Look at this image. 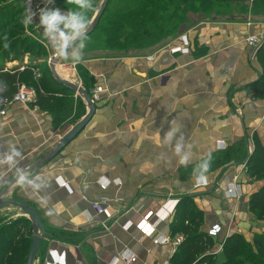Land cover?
Listing matches in <instances>:
<instances>
[{
  "label": "crops",
  "instance_id": "obj_1",
  "mask_svg": "<svg viewBox=\"0 0 264 264\" xmlns=\"http://www.w3.org/2000/svg\"><path fill=\"white\" fill-rule=\"evenodd\" d=\"M262 33L264 17L234 16L193 22L182 33L189 42L187 54L170 53L180 34L153 54L110 53L76 60L90 75L91 92L97 86L106 91L82 132L31 173L37 156L46 154L63 137L61 130L74 124L57 132L35 105L6 108L0 115V192L10 187L7 197L14 195L33 209L45 233L52 229L79 235L74 244L69 241L73 238L58 240L46 233L33 264H109L125 250L134 256L131 264L169 262L170 246L155 245L154 240L170 236L173 213L161 219L151 237L136 225L164 202L191 195L205 215L202 231L218 224L222 232L217 240L223 238L229 215L223 191L232 167L200 176L207 183L201 188H194L198 177L182 179L178 171L216 153L218 141L230 147L264 131V100L249 88L263 72L259 52L264 41L261 47L246 44L248 37ZM82 104L80 119L87 111ZM102 181L109 183L105 189L100 188ZM240 181L246 197L242 175ZM102 200L109 220L92 208ZM22 217L27 216L18 207L0 209L1 225ZM126 223L132 226L123 231Z\"/></svg>",
  "mask_w": 264,
  "mask_h": 264
},
{
  "label": "trees",
  "instance_id": "obj_2",
  "mask_svg": "<svg viewBox=\"0 0 264 264\" xmlns=\"http://www.w3.org/2000/svg\"><path fill=\"white\" fill-rule=\"evenodd\" d=\"M88 2L91 7L78 9L76 0H56L54 9L63 14L79 11L89 26L101 0ZM189 14L194 16V20L188 18ZM248 15L264 17V0H108L94 30L78 45L87 43L86 48L91 56L110 53L153 54L185 32L193 22L228 20L234 16ZM259 53L263 72L249 88L255 97L264 99V51ZM76 71L82 89L87 92L92 88L90 75L80 64L76 65ZM26 73H0V111L16 93L18 85L30 83L31 72ZM42 77L32 105L46 113L54 130L66 123L75 125L84 114L82 102H75L73 92L58 84L50 74ZM253 138L254 151L250 156L246 139L243 138L225 151L213 153L195 165L180 169L179 176L182 179L200 177L231 162L243 160L246 161L247 172H253L255 176L264 174V148L257 135ZM248 204L255 217L264 220V186L250 196ZM203 220V213L192 197L185 196L177 202L169 221V233L171 237L182 236L183 242L170 259L171 264H264V235H253L251 242H248L243 236L232 234L224 241L221 260L201 256L216 242L202 231ZM61 236H67L66 241L73 238L69 240L71 243L79 242V235L71 233H62L60 237L53 238L62 240ZM31 240L32 226L27 218H17L7 225H1L0 264H25Z\"/></svg>",
  "mask_w": 264,
  "mask_h": 264
},
{
  "label": "rangeland",
  "instance_id": "obj_3",
  "mask_svg": "<svg viewBox=\"0 0 264 264\" xmlns=\"http://www.w3.org/2000/svg\"><path fill=\"white\" fill-rule=\"evenodd\" d=\"M55 1L56 0H0V73L18 72V73L27 74L26 72L30 71L31 72L30 83L27 85L26 84L24 85L34 90L40 88V84L43 80L42 76L47 75V74L51 75V69L49 68V63L52 57L64 45H66L71 40H73V34H70L68 36L58 35L54 41L51 34L45 33L44 28L41 26L39 22L40 10L41 9H54ZM99 8H100V5H99ZM29 16H31L30 22L28 19ZM91 22H92V19H91ZM82 44H83L82 48H81V44L77 45V47L72 49V51H70L60 61L59 65L56 67V70L60 72V75L68 78V80H70L75 86H80L81 88L82 86L80 84L79 78L77 76V71H76V65L78 63H76L77 62L76 59H73V53L78 52L79 59H81V57H84V56H91L88 54V51H87L88 49L86 48L87 43H82ZM166 45H168V43ZM72 74H73V77H72ZM92 89L93 87L90 88L86 92L90 97L92 95V92H91ZM74 99H75V102H83L85 104L86 110H87L86 113H87L88 107H87L85 99L76 94H74ZM263 103L264 102H262V104ZM73 114L75 115V109H74ZM262 118H264V116ZM74 126L63 128L61 130V134L64 136ZM56 131L58 132V130ZM254 135L250 137H245V139L247 140L248 146L251 147L252 145L251 148L249 147L247 148L248 156H250L254 151V138H253ZM257 138L259 139L258 141L260 142V145L264 148V131L260 134V137L257 134ZM218 142H221V141H218ZM224 145H225V149L223 150H217V147H216L217 152L225 151L228 148L225 143ZM44 155L45 154H42V156H39V155L37 156L38 157L37 163L43 159ZM243 161L242 162L241 161L231 162L225 165L218 172L220 174L221 173L223 174L225 172L224 170H226L225 167L230 165V167H232L233 169V172L237 173L240 171V167L245 164L246 172L241 173V174L245 182L247 195L239 203H236V205L233 208H231L228 202L225 201L227 203V208L229 212V215H227L226 217L227 220L225 223L227 224L225 228L227 227V225L229 224L231 220H234L233 229L236 232L234 234L243 236L246 241L251 242L253 235H264V220H258L255 217V212L250 211L249 204H248L250 196L264 186V174L255 176L253 172H247L246 161L245 160ZM26 180L27 178L24 179V181ZM239 180H240V177H239ZM240 183L242 182L240 181ZM207 194L210 195V193H207ZM14 197H15L14 195L11 196L12 199H15ZM211 199L209 202H212ZM175 200H179V199L176 198ZM7 207L9 208V206ZM219 210L221 211V213L224 212L222 208L221 209L219 208ZM203 216L205 217L204 213H203ZM47 234H48V237H60V234H62V232L58 230L50 229ZM225 239L226 237L220 243L217 241L214 242V246L210 248L209 250H207L205 253L201 254V256H213L214 258H216V260L218 259L221 260L222 259L221 257L222 248L218 246L222 243L224 244ZM223 244H222V247H223ZM201 256H199V258Z\"/></svg>",
  "mask_w": 264,
  "mask_h": 264
},
{
  "label": "built area",
  "instance_id": "obj_4",
  "mask_svg": "<svg viewBox=\"0 0 264 264\" xmlns=\"http://www.w3.org/2000/svg\"><path fill=\"white\" fill-rule=\"evenodd\" d=\"M264 41V33H262L260 36H251L246 39V44L248 46H257L261 47L262 43ZM175 42L178 44L177 46H174L173 48L170 49L171 54H187L189 51V42L187 40V37L185 34H182L178 36L175 39ZM149 61L153 60V55H149L147 57ZM106 90L101 87L97 86L94 88L92 95H91V101L93 104L98 102L100 100V96L105 92ZM36 99V91L32 88H29L25 86L24 84H20L17 87L16 93L13 95L11 100L9 102L5 103V107L3 110L0 111V115L3 116L5 114L6 108H8L11 104H20L21 106H28L30 104H33ZM217 150H223L225 149L224 143L218 142L217 144ZM245 171V164L240 167V171L237 173H233L232 176L227 177L226 182H225V189L223 191V198L226 202H228L229 206L233 208L236 203H239L241 200L244 199V194L241 189V184H240V174L244 173ZM242 175V174H241ZM20 178H24L25 175L21 174L19 175ZM195 185L194 188H201V187H206L207 183L205 178L199 177L195 179ZM109 183L108 181H102L100 182V188L105 189L106 186H108ZM174 203L171 204V203ZM177 200H168L162 204V206L156 211V212H149L146 214L141 221L136 225V229L139 230L145 237H151L154 235V232L156 230V227L158 226L159 222H161V219H165L168 217L172 211H174V208L177 204ZM106 202L103 200L100 202H97L92 205L93 210L98 214L104 216L107 220L111 219V215L105 206ZM173 206V208H172ZM154 219V222H151V220ZM234 220H231L227 227L225 228V235L222 239H218L222 232V227L218 224L212 225L206 233V235L209 238H212L213 240L217 242H222L224 238L236 233L235 230L233 229V224ZM132 225L130 223H126L122 226L123 231H128ZM183 242V238L180 235H175L173 237L168 236V237H163V236H158L154 240L155 245H166L170 246V259L172 258L173 254L175 253L176 249L178 246H180ZM223 244V243H222ZM222 244H220L218 247L222 248ZM134 260V256L125 250L123 253L117 255L114 259L111 260L109 264H118L119 262L123 264H131ZM162 264H171L169 262H164Z\"/></svg>",
  "mask_w": 264,
  "mask_h": 264
},
{
  "label": "water",
  "instance_id": "obj_5",
  "mask_svg": "<svg viewBox=\"0 0 264 264\" xmlns=\"http://www.w3.org/2000/svg\"><path fill=\"white\" fill-rule=\"evenodd\" d=\"M108 0H102L100 4V8L97 13L94 15L92 22L89 24L86 31L83 33L82 36L77 37L71 40L69 43L64 45L58 52L52 57L49 63V68L51 69V75L53 79L60 85L66 87L67 89L71 90L74 94L81 96L85 99L88 112L85 116L77 123L67 134H65L62 138H60L46 153L43 159L35 164L32 168L28 170L29 173L36 171L40 168L44 163L50 162L53 160L71 141H73L86 127V125L90 122L92 116L95 113V105L91 101V97L83 90L80 86H75L74 84L70 83L69 81L61 78L56 71V67L59 65L60 61L80 42H82L95 28L96 24L98 23L99 19L101 18L105 7L107 5ZM188 17L190 19H194L192 14H189ZM24 175V174H23ZM10 187H6L2 192H0V209L5 206H12L20 208L24 215L28 217L32 225V240H31V247L28 252V255L25 260V264H33L37 253L40 247L41 237L45 235L44 226L38 216V214L31 208H27L21 202H18L12 198H8L7 194L9 192ZM190 197H194L191 195Z\"/></svg>",
  "mask_w": 264,
  "mask_h": 264
},
{
  "label": "clouds",
  "instance_id": "obj_6",
  "mask_svg": "<svg viewBox=\"0 0 264 264\" xmlns=\"http://www.w3.org/2000/svg\"><path fill=\"white\" fill-rule=\"evenodd\" d=\"M78 9H86L91 7L88 0H76ZM29 22L31 16H29ZM39 22L44 28L46 34H51L54 41L55 38L63 33L65 36L73 34V39L80 37L86 31L85 17L79 11H72L67 14L61 13L58 9H41ZM83 44H81V48ZM73 59H79V53H73Z\"/></svg>",
  "mask_w": 264,
  "mask_h": 264
},
{
  "label": "bare ground",
  "instance_id": "obj_7",
  "mask_svg": "<svg viewBox=\"0 0 264 264\" xmlns=\"http://www.w3.org/2000/svg\"><path fill=\"white\" fill-rule=\"evenodd\" d=\"M58 74H59V73H58ZM59 76H60L61 78H64L65 80L69 81V80H68V78H66V77H63V76H62V75H60V74H59ZM70 83H71V82H70ZM72 84H73V83H72Z\"/></svg>",
  "mask_w": 264,
  "mask_h": 264
}]
</instances>
